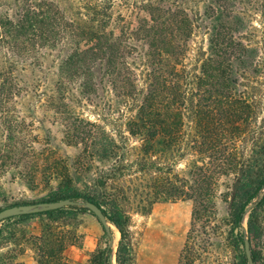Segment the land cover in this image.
Returning <instances> with one entry per match:
<instances>
[{"label":"trees","instance_id":"trees-1","mask_svg":"<svg viewBox=\"0 0 264 264\" xmlns=\"http://www.w3.org/2000/svg\"><path fill=\"white\" fill-rule=\"evenodd\" d=\"M193 1L0 0V200L7 202L1 180L8 177L30 189L49 187L37 202H94L119 233L116 264H135L128 229L133 213L190 200V229L176 264H214L219 195L231 223L232 264H248L245 237L253 263L264 264V243L258 252L251 246L264 235V94L249 78L259 74L251 69L257 50L237 34L249 12L236 10V3L257 9L256 1L205 0L202 13ZM203 19L207 49L191 70L184 63L188 41ZM100 89L134 108L125 131L139 146L83 117L80 108ZM45 123L59 126L64 144L84 149L72 158L59 155L50 130L37 132ZM86 156L101 161L94 178L85 172L93 165ZM221 176L228 182L218 194ZM92 179L101 194L89 186ZM26 203L33 202L0 209ZM86 211L66 206L2 220L0 245L19 251L0 254V264H24L19 258L26 247L37 264H69L64 250L77 237L54 229L69 212ZM36 216L46 223L27 234L21 225ZM111 255L105 247L97 264H111Z\"/></svg>","mask_w":264,"mask_h":264},{"label":"rangeland","instance_id":"rangeland-1","mask_svg":"<svg viewBox=\"0 0 264 264\" xmlns=\"http://www.w3.org/2000/svg\"><path fill=\"white\" fill-rule=\"evenodd\" d=\"M205 0H194L195 9L202 13L203 2ZM254 1V0H253ZM257 9L250 8L248 4L236 3V10L245 12L244 27L237 34L241 35L243 42L253 46L257 50V57L253 63L252 70L259 71L258 75L250 73V84L252 80H257V84L261 93L264 94V77L261 72L264 70V9L260 4L264 5V0H255ZM191 3L188 7H191ZM194 8V5L192 6ZM250 10V11H249ZM262 13V14H261ZM244 14V13H243ZM206 22L199 21L194 28V32L188 41V50L184 60L185 65L193 70L199 65V60L207 49V29L204 28ZM258 65V66H257ZM264 74V72H263ZM258 76V77H257ZM139 79V85H141ZM255 83V82H254ZM92 102L85 103V107L80 108L83 117L90 122H94L99 131L103 126L108 132L120 139L121 135H125L129 146H139L140 139L128 135L125 131V122L133 114L134 108H128L124 103L123 97L116 96L112 91L104 92L100 89L96 95L92 96ZM261 117V116H260ZM37 132L42 135L47 129L51 132L50 144L54 146L59 155L67 158L74 157L80 150H83L82 144L78 146L67 145L62 142V133L58 125L45 123L37 124ZM101 143V142H100ZM87 161L93 163L89 165L85 172H88L93 178L99 174L101 170V161L97 157L86 156ZM93 159V160H92ZM190 157L180 159L175 167L177 172L184 169L185 164L189 162ZM96 167V168H95ZM99 168V169H98ZM228 180L226 177L218 178L216 191L218 194L224 192ZM7 202L0 200V207L5 204H14L20 202H37L45 198L49 192V187L42 184L30 189L20 181H10L8 177L1 180ZM91 189L100 192L101 188L94 185L93 179L90 180ZM89 189V190H91ZM101 199V195L98 196ZM217 220L219 223L218 235H215L213 245L210 249V257L214 260V264H232L234 262V251L231 247L232 236L230 234L231 223L228 217L227 204L222 197L218 195L216 199ZM192 212V202L190 200L157 203L152 206L149 213L141 215L133 213L129 222L128 229L130 231L132 254L135 264H176L179 253L184 247L187 232L190 229ZM248 214L246 213L243 226L244 233L249 234ZM68 219L57 223L55 231L61 236H75L76 242H71L64 250V258L69 264H97L100 252L107 246H111V264L115 262V249L119 240L117 229L111 224L112 236L109 237L103 230L100 222L89 211L78 213L69 212ZM44 217H34L28 220V225H21V229L27 234L39 232L44 227L46 221L41 223ZM6 224L4 221L3 225ZM41 225V226H40ZM255 226V225H254ZM264 226V220L262 223ZM253 229V226H252ZM264 230V228H263ZM264 234V231H262ZM264 243V235L258 241L253 238L251 242L252 249L258 252ZM19 251L18 247L8 245L6 243L0 245V254H10L11 250ZM24 264H37L35 256L29 248H24V252L19 258Z\"/></svg>","mask_w":264,"mask_h":264},{"label":"water","instance_id":"water-1","mask_svg":"<svg viewBox=\"0 0 264 264\" xmlns=\"http://www.w3.org/2000/svg\"><path fill=\"white\" fill-rule=\"evenodd\" d=\"M66 206H83L91 212L97 220L100 222L102 228L104 229L105 233L111 237V224L107 221L105 215L103 214L101 207L95 204L92 201L86 200H73V199H62L56 201H41V202H33V203H26V204H16L12 206H7L0 209V222L4 219L15 217L24 214H34L39 212H45L49 210H56ZM250 207L246 209V213L249 211ZM244 214V218L245 215ZM244 253L247 259L248 264H254L252 257H251V248L250 243L247 237L244 239ZM111 258V256H110Z\"/></svg>","mask_w":264,"mask_h":264}]
</instances>
